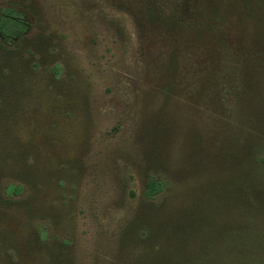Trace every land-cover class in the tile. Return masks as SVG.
Masks as SVG:
<instances>
[{"label": "rangeland", "instance_id": "rangeland-1", "mask_svg": "<svg viewBox=\"0 0 264 264\" xmlns=\"http://www.w3.org/2000/svg\"><path fill=\"white\" fill-rule=\"evenodd\" d=\"M219 2L0 0V264H264V44Z\"/></svg>", "mask_w": 264, "mask_h": 264}, {"label": "trees", "instance_id": "trees-1", "mask_svg": "<svg viewBox=\"0 0 264 264\" xmlns=\"http://www.w3.org/2000/svg\"><path fill=\"white\" fill-rule=\"evenodd\" d=\"M216 6L221 3L219 0H213ZM244 7V21L252 25L254 29V38L261 40L264 44V0H240ZM216 6L214 8H216ZM242 15V12H241ZM28 26L23 18L12 9H3L0 15V44L7 47L18 41L27 32ZM201 37V33L199 34ZM204 38L199 39V41ZM246 69L250 67L246 63ZM0 185V202L18 197L22 193V187L18 184L2 182ZM165 183L154 177H149L145 184L143 196L148 201L157 199L164 191Z\"/></svg>", "mask_w": 264, "mask_h": 264}]
</instances>
